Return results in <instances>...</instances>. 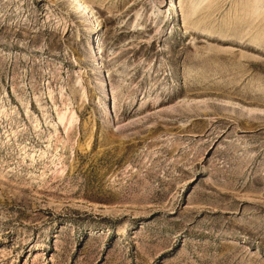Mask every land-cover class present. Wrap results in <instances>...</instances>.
<instances>
[{
	"label": "rangeland",
	"instance_id": "374dc122",
	"mask_svg": "<svg viewBox=\"0 0 264 264\" xmlns=\"http://www.w3.org/2000/svg\"><path fill=\"white\" fill-rule=\"evenodd\" d=\"M81 1L0 0V264H264V0Z\"/></svg>",
	"mask_w": 264,
	"mask_h": 264
},
{
	"label": "bare ground",
	"instance_id": "6f19581e",
	"mask_svg": "<svg viewBox=\"0 0 264 264\" xmlns=\"http://www.w3.org/2000/svg\"><path fill=\"white\" fill-rule=\"evenodd\" d=\"M259 2H261V0H257V3H259ZM76 3H79L80 4V6L79 7H81V8H83V10L85 11H87V7H86V4L84 3V2H82L81 0H76ZM88 13V12H87ZM252 14V13H251ZM260 16V15H259ZM263 17H264V15H262ZM98 27H100L99 25H97V28ZM96 28V29H97ZM99 29H101V28H99Z\"/></svg>",
	"mask_w": 264,
	"mask_h": 264
}]
</instances>
